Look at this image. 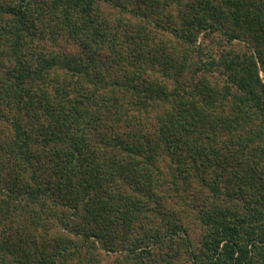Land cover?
<instances>
[{"label": "trees", "instance_id": "trees-1", "mask_svg": "<svg viewBox=\"0 0 264 264\" xmlns=\"http://www.w3.org/2000/svg\"><path fill=\"white\" fill-rule=\"evenodd\" d=\"M264 0H0V264H264Z\"/></svg>", "mask_w": 264, "mask_h": 264}, {"label": "rangeland", "instance_id": "rangeland-1", "mask_svg": "<svg viewBox=\"0 0 264 264\" xmlns=\"http://www.w3.org/2000/svg\"><path fill=\"white\" fill-rule=\"evenodd\" d=\"M261 74H262V77L264 78V73H263V72H261Z\"/></svg>", "mask_w": 264, "mask_h": 264}]
</instances>
